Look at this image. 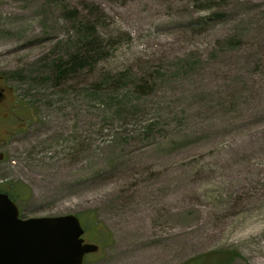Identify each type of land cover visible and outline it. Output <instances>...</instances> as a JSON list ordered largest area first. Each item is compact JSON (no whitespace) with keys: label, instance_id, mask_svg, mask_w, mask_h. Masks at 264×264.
<instances>
[{"label":"rangeland","instance_id":"rangeland-1","mask_svg":"<svg viewBox=\"0 0 264 264\" xmlns=\"http://www.w3.org/2000/svg\"><path fill=\"white\" fill-rule=\"evenodd\" d=\"M87 25L111 42L58 85ZM0 77V183L24 218L78 215L83 264H264V0H0Z\"/></svg>","mask_w":264,"mask_h":264},{"label":"water","instance_id":"water-1","mask_svg":"<svg viewBox=\"0 0 264 264\" xmlns=\"http://www.w3.org/2000/svg\"><path fill=\"white\" fill-rule=\"evenodd\" d=\"M75 215L21 219L17 205L0 193V264H82L94 244H83Z\"/></svg>","mask_w":264,"mask_h":264},{"label":"trees","instance_id":"trees-1","mask_svg":"<svg viewBox=\"0 0 264 264\" xmlns=\"http://www.w3.org/2000/svg\"><path fill=\"white\" fill-rule=\"evenodd\" d=\"M205 1L209 2V1H213V0H199V2H201V3L205 2ZM207 7L208 6H206V8ZM210 15L212 17H214V16L219 17L220 13L214 12ZM88 27L89 26L87 25L83 29H80V36H79L78 42L80 44L84 43L83 46H81V48H79L80 50H78V52H75L73 55H71L67 59H64V58L59 59L53 65L54 68L52 70L51 77L53 78L54 82L57 83L58 85L64 84L66 81L70 80L71 77L72 78L76 77L73 75L80 73L82 70L83 71L86 69H87V71L92 70L94 65H95L94 63H96V61H97L96 56H94V52L96 51L95 48L98 51V49L100 47L101 51L99 53L104 54L103 53L104 44L106 45V44L111 42L110 39L108 40V42H105L103 38H102V40H99L98 36H96V38L98 40L97 39L89 40L92 36V32L87 29ZM111 75L112 76L110 77V80H112V85L113 86H116V85L120 86L127 79L129 72L128 71H116L115 73H112ZM151 85L152 84H149V82L147 80L142 78L141 81L139 79L138 84L136 85V90H137V92H139V91L144 92V91L150 89ZM15 186H16V189H18V190L20 188H23L25 191H28L27 186L24 184L23 185L21 183L15 184ZM27 193H29V191ZM16 194H17V197L19 196V198L23 199V195L21 192L19 193V191H18V193H16ZM11 196L13 197L12 194H11ZM85 220L86 221H94L95 219L92 215H89L88 217H85ZM102 232H103V229H102ZM103 234H105V233L103 232Z\"/></svg>","mask_w":264,"mask_h":264},{"label":"flooded vegetation","instance_id":"flooded-vegetation-1","mask_svg":"<svg viewBox=\"0 0 264 264\" xmlns=\"http://www.w3.org/2000/svg\"><path fill=\"white\" fill-rule=\"evenodd\" d=\"M19 104L20 101L12 97V91L6 86L3 78L0 77V164L5 162L8 153L7 146L13 144V138L20 129L17 124ZM13 190L14 186L11 182L0 183V192L9 193ZM84 243H86L85 239Z\"/></svg>","mask_w":264,"mask_h":264},{"label":"bare ground","instance_id":"bare-ground-1","mask_svg":"<svg viewBox=\"0 0 264 264\" xmlns=\"http://www.w3.org/2000/svg\"><path fill=\"white\" fill-rule=\"evenodd\" d=\"M262 227L261 226H257L254 230V232H257L258 230H260ZM263 248H264V244H263Z\"/></svg>","mask_w":264,"mask_h":264}]
</instances>
